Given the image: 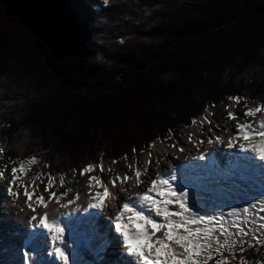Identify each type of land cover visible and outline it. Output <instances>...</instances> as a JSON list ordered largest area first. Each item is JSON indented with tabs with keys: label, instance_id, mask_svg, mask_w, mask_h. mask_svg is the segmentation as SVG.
<instances>
[{
	"label": "trees",
	"instance_id": "trees-1",
	"mask_svg": "<svg viewBox=\"0 0 264 264\" xmlns=\"http://www.w3.org/2000/svg\"><path fill=\"white\" fill-rule=\"evenodd\" d=\"M261 90L264 0H0V146L45 175L133 160Z\"/></svg>",
	"mask_w": 264,
	"mask_h": 264
},
{
	"label": "snow or ice",
	"instance_id": "snow-or-ice-1",
	"mask_svg": "<svg viewBox=\"0 0 264 264\" xmlns=\"http://www.w3.org/2000/svg\"><path fill=\"white\" fill-rule=\"evenodd\" d=\"M110 0H103V5H109ZM123 42V41H121ZM229 100H234L237 105L241 100H246V97L240 95L230 96ZM245 111L243 116L246 118L256 117L257 114L264 112V103L255 107L244 105ZM228 122L237 121L235 130L230 127H224L223 130L227 133L228 139L226 148L230 153H238L242 156H250L247 153H255L260 160H264V119H261L258 124L252 121L238 122L237 113L229 111L226 117ZM211 125L212 121L208 120ZM10 126V125H9ZM216 127H221L219 124ZM213 131L212 127L208 128V132ZM250 137H259V143H248ZM189 141L192 135L189 134ZM241 141V142H238ZM205 141L200 140L203 144ZM209 145L221 144L224 145V140L220 136H216L215 140L211 137L207 140ZM149 148L152 145L148 146ZM175 147V145H173ZM179 151L183 152L184 148L180 147ZM5 149L0 148V154L4 153ZM136 152V149H133ZM212 154L211 150L204 149L199 157L195 159L207 162V157ZM255 162L259 163L253 156H250ZM127 159V156L124 157ZM39 157L33 156L29 163L36 165ZM159 164V159L155 161ZM113 163H116L113 160ZM151 153L149 152V165H151ZM24 164L11 167V177L7 181V192L12 197H18L19 193L15 190V182L19 179L18 171L24 170ZM43 167H49L47 162ZM95 165L89 164L87 167L79 170L81 177L90 173L95 168ZM103 170V165L100 166ZM77 170L72 169L75 173ZM148 172L147 169H145ZM5 172L0 171V177H4ZM41 175H45L41 173ZM48 176L47 185L44 192H49L47 199L43 194L35 196L36 186L33 185V190L28 191V186L24 187L23 196L28 202V207L33 212L36 211L30 203L34 196L38 205L47 206L48 203L58 202L60 197H67L68 193L63 192L59 196L56 192L50 191L52 187L51 174ZM149 177L152 175L148 172ZM137 185L143 183L142 173L139 170L134 172ZM132 179V174L126 172L123 176L117 175L111 180L113 189L117 188V182L125 183ZM88 188L93 187V183L97 187H103V192H96L94 195L89 192L88 197L90 202L87 208L83 209H104L106 207V198L111 197L117 199L120 192L127 191V188H120L113 192L109 190L100 179L96 176H88ZM172 182H176L173 186ZM61 183H64L62 180ZM178 171L173 167L166 176L156 174L154 179H151V186L143 193L136 192L130 194L127 200L123 203L122 208H119L115 215V231L122 234L123 246L127 253L143 264H209L214 261V264H230V260L240 259V264H247L243 254L248 249L264 248V198H257L255 202H251L248 206H244L242 210L233 209L229 215H239L236 220L225 221L228 217L224 210L217 209L213 213L202 212L200 209L193 208L191 205V197L189 192L183 191L179 187ZM79 193L75 199H68L66 204L60 205L62 208L78 202ZM94 201V202H92ZM147 209L148 214H145ZM154 213V216H152ZM127 215L129 223H122L123 218ZM156 218H160L158 221ZM39 221V227L47 229L52 233L53 240L61 239L64 228L60 227L59 222L50 221L48 214L40 216L32 215L29 223ZM129 224L135 228L134 232L129 231ZM35 227V225H34ZM159 233V235H158ZM55 256L68 264L69 255L66 254L61 247H54ZM225 252L230 256L226 257ZM28 256V253H25Z\"/></svg>",
	"mask_w": 264,
	"mask_h": 264
},
{
	"label": "rangeland",
	"instance_id": "rangeland-1",
	"mask_svg": "<svg viewBox=\"0 0 264 264\" xmlns=\"http://www.w3.org/2000/svg\"><path fill=\"white\" fill-rule=\"evenodd\" d=\"M264 90H261V92L255 96L257 98H255L254 100H250L249 98L246 97V100H241L240 104L237 105L236 102L234 100H224L222 103L215 105L214 107H210L209 109H206L204 116L201 117L200 119H198L197 121L193 122L194 124L190 127L185 129L184 127L180 126L177 128L175 134L167 141V142H162L161 140H158L151 148H149L150 150H148L147 152H144L143 154H141L140 156H137L133 161L130 160H121L117 163H110V162H103V170H101V167H99L96 170H93L94 172H97L96 174L103 177L104 178V182L105 185L109 187V189L111 191H113L114 189L111 186V180L114 179L117 175H119L121 172H128L130 174H132V178L134 176V169L135 168H139L142 171V174L145 175L144 169H145V165L147 164L148 168H152V170H154L155 172H157V165L155 164V160L158 158L162 157V153L163 151H160V148L165 146V149L167 150V152H171L170 153V158L171 157H175L178 155H181V151H179L178 149L180 148V144L179 141H181L180 139H182L184 142L186 140H189V134H191L192 136L195 135L196 133H205L208 131L209 127H212L213 130L214 128H216V125L214 124L215 122V118L217 117V111H219V113H222L221 118H225L227 117V113L229 111L231 112H238L237 116L238 118L240 117V114L243 116L244 111L246 110L244 105L245 103H247L248 107H255L260 105L261 103H264ZM233 105V108H231V106ZM235 108V110L233 111V109ZM223 110V111H222ZM240 110V111H239ZM224 114V115H223ZM261 115H264V112L260 113ZM260 114H257V116L255 118H259L261 117ZM223 116V117H222ZM214 117V118H213ZM253 118H246V117H242L241 119H243V122L240 123H244L246 120L247 121H252L253 122ZM208 120L212 121V124L210 125L208 123ZM238 121H240V119H238ZM191 130H195V133H193ZM235 130V128H234ZM204 140V139H203ZM192 141V139H191ZM178 144V145H177ZM173 145H175V147H173ZM223 148L224 145H223ZM149 152L151 153V160L152 163L151 165H149ZM225 152V151H224ZM191 156L186 155V158H183L185 161L187 160V158H189ZM144 158L148 159V162L145 163ZM165 160H163V159ZM161 159L163 161H166V163L169 162V159L166 160L167 156L162 157ZM162 161V162H163ZM176 161H179V159H177ZM109 163L110 165H107L108 167L105 166V164ZM12 162H4L1 161L0 159V171H4L6 172V177H5V181H0V237L3 238V242H8L6 244V247L11 248V252H8L9 254H11L12 256L3 253L1 254V263L6 262L8 259H11L12 261H15V257L17 256V254H15V248L13 247L17 242V237L15 236V233L17 234V232H13V228L15 226V222L21 218L22 223L24 224L23 226L26 225L27 222V217H30L32 215H36L41 216L42 212L46 213L47 212V208H50V205L47 208H44L43 210H41V205H38L35 201V203H31L32 205L36 204V211L35 212H28V210H31L28 207V203H26V198L23 196V191H24V187L28 186V190L31 192L33 190L32 186L35 185L36 186V196L43 194L45 196V198L47 199L49 192H44V188L47 185V178L42 177L40 174H34L33 172L29 173L27 170V176L25 177V179L23 181L20 182L18 189L16 190L19 195L18 197H12L9 195V193L7 192V188L8 185L6 183V181L9 179V176L7 175V171L9 170V166L8 165H12ZM26 165L27 168H30L32 165L29 162L24 163ZM171 163H168V167L170 166ZM81 170V169H80ZM165 170V168H164ZM92 171V172H93ZM90 172V173H92ZM10 172L8 171V174ZM90 173H87V175H90ZM88 176H83L81 177L79 175V170L75 173H71L68 177H62V178H56V179H52L53 183H52V187L50 189V191H54L57 194H61L63 192H67L68 196L67 197H63L61 196L63 199L68 200V199H75L77 193H79V197L81 198V200H83L84 202L88 201V193L89 192H93V190L95 189V184L93 183V187L91 189L88 188V180H87ZM64 181V183H61V181ZM102 180V179H101ZM103 182V181H102ZM103 182V183H104ZM97 191L102 192L103 191V187H97L96 186ZM33 202V200L31 201ZM251 202H255L254 200L252 201H247V206L251 203ZM56 202H51V204H55ZM50 204V203H49ZM79 204V202L77 203H73L70 207H73L75 205ZM87 205H85L86 207ZM81 207L80 205L75 206L74 208H79ZM195 207V206H194ZM193 207V208H194ZM59 209H61V206H58ZM68 208V207H66ZM233 209H235L233 207ZM68 209H64L62 208V211L59 213L58 211L55 210V208L51 209V213L48 215V218H51V215L53 213H57L60 215H63V213H65ZM83 212V210H82ZM232 210H227L225 212V215L228 217V219L225 221V223H228L229 220H236L237 216L239 215V212H237V215H229V213H231ZM72 213V212H70ZM81 213V212H79ZM213 213V212H212ZM48 214V213H47ZM29 215V216H28ZM105 215V213H104ZM110 216V215H109ZM112 217V216H110ZM30 221V220H29ZM102 225L103 228L105 229L106 227V223L102 220ZM32 224L35 225H39L37 224L36 221L32 222ZM27 232V231H26ZM24 233V232H22ZM110 239L112 241L115 240V242H113L115 248L119 247V241L118 238L115 237V234H110ZM16 238V240H15ZM17 245V244H16ZM113 250H117V249H113ZM15 256V257H13ZM42 260H49L46 258H41ZM111 262V260H110ZM209 264H214L213 262H209ZM230 264H240V262H235L234 260H230ZM247 264H252V263H247ZM258 264V263H255ZM259 264H264V263H259Z\"/></svg>",
	"mask_w": 264,
	"mask_h": 264
},
{
	"label": "bare ground",
	"instance_id": "bare-ground-1",
	"mask_svg": "<svg viewBox=\"0 0 264 264\" xmlns=\"http://www.w3.org/2000/svg\"><path fill=\"white\" fill-rule=\"evenodd\" d=\"M231 108H233V105L231 106ZM234 110H235V108L233 109V111ZM235 113L238 114V112H236V111H235ZM216 115H217V117L215 118L214 124L215 125L219 124L221 127L214 128V130L211 133H209L208 131L203 133V134H201L200 132L196 133L195 135L192 136V141L186 140L184 142L182 139H180L181 141H179V144L180 143L181 144L179 146L184 148V151L181 152V155H178V156L170 158V153L171 152H167V150L165 149V146L160 148V151H163L162 157L167 156L166 160L169 159L168 163H171L173 165H175V164L176 165H180L181 163L185 162V160L183 158H186V155H189V156L192 157V155L200 154L201 151L204 150V149L211 150V152H212L211 155H212V157L214 159H218V158H221V157L225 156L226 153L224 151L228 150L225 145L227 143V139H228L229 133L225 132L223 130V128L224 127H230V128H232L234 130L235 124L237 123V121L228 122L227 119L225 118V116H224V118H221L220 115H222V113H219V111H217ZM240 117L242 118L244 116H242L240 114ZM241 118H238V119H240V121H238V122H243L242 121L243 119H241ZM191 131L193 133H195V130H191ZM218 135L220 136V138L222 140H224V147L225 148H223V145H221V144H215L214 143L213 145H209L207 143V140L210 137L213 140H215L216 136H218ZM252 138L253 137H250L249 141ZM201 139H204V141H205L203 144L200 143ZM191 157H189V160L191 159ZM161 158H158L159 159V164L155 163L157 165V167H158L157 168V172L152 170V168H148L147 164L145 165V169H147L148 172H151L152 175L149 177L148 172H146L145 169H144L145 175L142 174V177H141L142 181H144L143 183L137 185L135 176H133L132 179L128 180L127 182H125L123 184L120 183V182H117V188L114 189L113 192H116L120 188H125V187L127 188V191L120 192L118 198L115 199V200H113L111 197L106 198V207L104 209H102V210H100V209H87V210H92V214H90V215H86L85 214V212H86L85 210H83L82 213H77L76 214L77 217L72 220L71 226L69 225V223H65L64 224L63 228H65V229H64L63 236H62L61 239H57V240L54 241L53 238H52V233H49L47 229H43V228L39 227V225H36V227H34V224L29 223L30 217H27L28 220H27L25 226H23L24 224L22 223L21 218H19L15 222V226L12 227L13 228V232L20 233V232L27 231V232L33 233L32 231L34 229L37 232L31 239H28L26 241L25 246H24V253H26V252L28 253V256H27L28 262L27 263L30 264V262H29V260L31 259L30 253H29L30 251L33 254L34 253L37 254L39 252L38 251L40 249V245L39 244L43 245V250H44V248H45L44 242L43 241L40 242V240L38 239V235H46L45 239L48 240L50 246H52V247L49 250L48 249L45 250V254L43 256L44 258L52 259V261H54L53 259L55 257V259H56L55 261L64 262L63 260H60L58 257L55 256L54 247L58 246V247H61V249L64 250L66 252V254L69 255V262H68L69 264H84L85 262H88L87 264H100V259L102 260V264H104V262L106 260V257H104L105 254L102 255L99 252V248H97V250H96L95 249L96 246L94 247V245H92V243L89 240H87V239H85L83 237H75L74 236V235H78V234H76V230L78 229V227H80L79 224L81 222H84V224H86V222L88 221V218L90 216H92V217H95L97 219V222H96L97 229H100L101 231H104V229H102L103 228V225L101 223L102 220H101V218L99 219V213H101V216L104 215V213H105V215L108 216V217H110V216L115 217V215L117 214L118 209L122 207L123 203L127 200L128 196L130 194H134L136 192L143 193L144 191L147 190L148 187L151 186V179H154L156 174H160L162 176H166V174L169 173V172H165V171L170 166L168 167V163H166V161H163L165 159L162 158L163 159L162 160ZM177 159H179V161H176ZM144 161L146 163V162H148V159L144 158ZM210 161H211L212 164L216 165V162H214L212 160V158H210ZM107 165H110V164L109 163L105 164L106 167H108ZM261 167H262L261 169H264V166H261ZM164 168H165V170H164ZM136 170L141 171L139 168H135L134 172ZM177 171H178V176H180L182 174V167L181 168H177ZM141 173H142V171H141ZM186 173L188 175L184 176V178H182V179H179V182H180L179 187L183 188V191L190 193L192 207H194V206L197 207V204H198V202L200 200H202L203 202L206 199L207 200H211V198L208 195L204 196L205 193L208 192L209 194H211L213 192L219 191L221 187H224L223 185L222 186H218V185H214V184L208 183V182L203 181V180L199 181L194 176V172L193 171L188 173L187 169H186ZM124 174H125L124 172H121L119 174V176H123ZM172 183H174V182H172ZM253 183L255 185H257V186L260 185L258 183V181H255V180L253 181ZM173 186L175 187L176 185L173 184ZM228 192L229 191H225L226 197H229V195H230ZM238 201H239L240 204H243L242 201H240V200H238ZM47 207H48V205L47 206L41 205L40 208H41V210H43L44 208H47ZM44 214L45 213L42 212V215H44ZM68 214L73 215L72 213H68ZM145 214H148L147 209H145ZM79 215H82L81 219L79 218ZM127 215L128 214H126V216L123 218L122 223L123 222H128L127 221ZM152 216H153V213H152ZM82 218H84L85 220H82ZM49 219H51L50 221H63L62 215L57 214L56 212L53 213L51 215V218H49ZM156 219L158 221L160 220V218H156ZM103 221H104V219H103ZM131 229L132 230H130V232L131 231L132 232L135 231L134 227H132ZM113 234H116V233H113ZM110 240H106L105 242H110ZM118 241H119V239H118ZM99 242L100 241H97L94 244H99ZM113 242H115V240L112 241V244H113ZM102 246L103 245L100 244V248L101 249H102ZM120 247H121V245H120ZM114 249H117V250H115L117 252V254L121 252L119 247L114 248ZM87 251H90V255L87 254ZM42 253H43V251H42ZM96 254L97 255L100 254V256L98 257ZM37 257L39 258L40 254H37ZM41 262H44V260L41 259ZM129 262H133V260L130 259ZM109 263L116 264L114 261H111Z\"/></svg>",
	"mask_w": 264,
	"mask_h": 264
}]
</instances>
